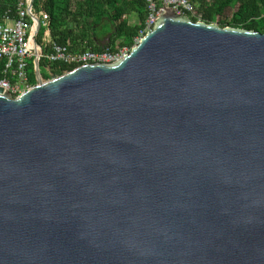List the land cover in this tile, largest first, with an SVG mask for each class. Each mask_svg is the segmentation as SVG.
Here are the masks:
<instances>
[{
	"label": "water",
	"instance_id": "obj_1",
	"mask_svg": "<svg viewBox=\"0 0 264 264\" xmlns=\"http://www.w3.org/2000/svg\"><path fill=\"white\" fill-rule=\"evenodd\" d=\"M163 9L123 59L0 87V264H264V28Z\"/></svg>",
	"mask_w": 264,
	"mask_h": 264
},
{
	"label": "trees",
	"instance_id": "obj_2",
	"mask_svg": "<svg viewBox=\"0 0 264 264\" xmlns=\"http://www.w3.org/2000/svg\"><path fill=\"white\" fill-rule=\"evenodd\" d=\"M196 14L187 16L193 21L215 23L219 27L242 28L262 32L264 28V0H187ZM33 10L48 17L47 28L38 27L33 39L41 53L47 50L46 34L51 41L72 51L116 52L131 49L134 39L143 29L148 15L147 0H33ZM17 0H0V18L8 13L13 19ZM231 10L230 18H224ZM133 18L134 22L130 23ZM132 20V19H131ZM108 36V40L105 38ZM48 42V41H47ZM42 79L58 77L72 68L62 63L50 64L39 60ZM4 61L0 60V80ZM12 80V79H11ZM38 82L33 64L28 67L30 86Z\"/></svg>",
	"mask_w": 264,
	"mask_h": 264
},
{
	"label": "built area",
	"instance_id": "obj_3",
	"mask_svg": "<svg viewBox=\"0 0 264 264\" xmlns=\"http://www.w3.org/2000/svg\"><path fill=\"white\" fill-rule=\"evenodd\" d=\"M29 2L30 0H17L15 17L11 19L9 14L5 13L0 18V60L4 61V78L0 80V87L6 89L14 98L32 87L28 83L30 63L33 64L37 80L42 79L39 66L36 68V61L41 58L50 64L62 63L73 70L88 64L114 63L123 59L131 50L125 47L116 52L72 51L66 46L51 41L46 34L44 42L47 43V50L41 53L33 39V34L36 27L37 29L39 26L47 28L48 17L43 12L36 13L33 6L29 10ZM163 6L170 8L177 15L194 16L196 14L195 7L187 0H147L148 15L143 29L134 39L133 47L137 46L140 39L151 31L157 18L166 12L165 9L161 10Z\"/></svg>",
	"mask_w": 264,
	"mask_h": 264
},
{
	"label": "rangeland",
	"instance_id": "obj_4",
	"mask_svg": "<svg viewBox=\"0 0 264 264\" xmlns=\"http://www.w3.org/2000/svg\"><path fill=\"white\" fill-rule=\"evenodd\" d=\"M231 14H232V11L231 10H227L225 13H224V15H223V17L224 18H230L231 17ZM132 19V20H131ZM130 19V23H133L134 22V19L133 18H131Z\"/></svg>",
	"mask_w": 264,
	"mask_h": 264
}]
</instances>
